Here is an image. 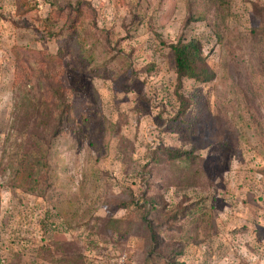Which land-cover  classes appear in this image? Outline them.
<instances>
[{"label":"rangeland","instance_id":"374dc122","mask_svg":"<svg viewBox=\"0 0 264 264\" xmlns=\"http://www.w3.org/2000/svg\"><path fill=\"white\" fill-rule=\"evenodd\" d=\"M0 264H264V0H0Z\"/></svg>","mask_w":264,"mask_h":264},{"label":"trees","instance_id":"16d2710c","mask_svg":"<svg viewBox=\"0 0 264 264\" xmlns=\"http://www.w3.org/2000/svg\"><path fill=\"white\" fill-rule=\"evenodd\" d=\"M169 48L172 53L175 78L178 84L183 77L200 81H207L213 77L212 71L205 65L201 45L196 38L191 37L186 41L178 38L174 43L169 44ZM179 102H183L180 96ZM167 153L169 158H178L182 154L178 151H167Z\"/></svg>","mask_w":264,"mask_h":264}]
</instances>
